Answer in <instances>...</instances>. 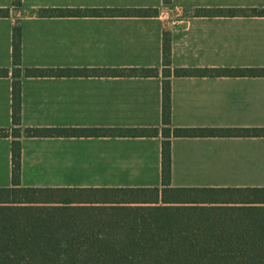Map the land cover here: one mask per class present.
Here are the masks:
<instances>
[{"label": "crops", "instance_id": "crops-1", "mask_svg": "<svg viewBox=\"0 0 264 264\" xmlns=\"http://www.w3.org/2000/svg\"><path fill=\"white\" fill-rule=\"evenodd\" d=\"M156 9L149 17L43 16L42 10ZM264 9V0H0V130L13 129V34H20L21 129H158L149 137H20L21 189L111 196L162 183L163 34L172 67L264 69V15L196 14ZM27 69L85 75L28 77ZM156 69L157 77L107 76ZM68 73V72H65ZM173 128L264 129V77H175ZM11 136H0V189L12 182ZM168 188L264 189V137L171 139ZM97 191V192H95ZM109 207L103 199L71 206ZM49 205L61 206V203ZM97 205V206H95ZM101 205V206H99ZM139 206L141 204H121Z\"/></svg>", "mask_w": 264, "mask_h": 264}, {"label": "trees", "instance_id": "trees-1", "mask_svg": "<svg viewBox=\"0 0 264 264\" xmlns=\"http://www.w3.org/2000/svg\"><path fill=\"white\" fill-rule=\"evenodd\" d=\"M170 4L171 0H163ZM21 0H13L19 7ZM264 15V9L210 10L214 14ZM8 10H0L7 16ZM43 16L151 17L156 9H104L99 11L42 10ZM12 120L13 129L0 136L13 138L12 182L0 189V264H264V189L168 188L171 177V139L198 137H264V129L173 128L171 126V76L264 77V69H188L172 67L171 37L163 34L162 85V183L164 188L115 189L112 195L151 194V199L106 198L109 207L77 206L74 201H39L36 194L57 193L50 189H21L20 159L22 132L28 138L119 136L149 137L158 129H21V48L16 27L13 34ZM68 72V73H65ZM0 71V76L7 75ZM28 77L85 75L79 71L27 69ZM107 76L157 77L156 69H122ZM83 191L75 194L83 196ZM97 192V191H95ZM227 197L220 200L218 197ZM12 197V199H9ZM233 198H237L232 200ZM90 202L92 200H86ZM46 203V204H45ZM61 203V206L33 204ZM141 204L123 206L121 204Z\"/></svg>", "mask_w": 264, "mask_h": 264}, {"label": "rangeland", "instance_id": "rangeland-1", "mask_svg": "<svg viewBox=\"0 0 264 264\" xmlns=\"http://www.w3.org/2000/svg\"><path fill=\"white\" fill-rule=\"evenodd\" d=\"M36 199H39V201L42 202H46L47 200H56V201H61V200H65L66 198L73 200L74 202H77L79 200H96V199H106V198H111V199H117L118 201L124 200V199H132L136 198V199H151L152 196L151 194H137L134 196H128V195H112V196H107V197H101V196H84V197H80V195L75 194V192H71V193H62V194H51V193H45V194H36L34 196ZM220 200H225L227 199V197L223 196V197H218ZM9 199H12V197H9ZM237 199V198H233L232 200ZM46 204V203H45ZM45 204H33L34 206H49V204L45 205ZM94 205V204H93ZM92 204H90L89 206H93ZM116 205V204H114ZM114 205H110V206H114ZM50 206H55V205H50ZM97 206V205H95ZM101 206V205H99ZM73 207H77V204L73 205Z\"/></svg>", "mask_w": 264, "mask_h": 264}]
</instances>
